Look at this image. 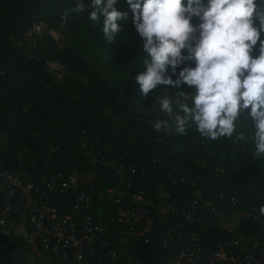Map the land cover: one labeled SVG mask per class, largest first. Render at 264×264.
<instances>
[{
	"label": "trees",
	"instance_id": "16d2710c",
	"mask_svg": "<svg viewBox=\"0 0 264 264\" xmlns=\"http://www.w3.org/2000/svg\"><path fill=\"white\" fill-rule=\"evenodd\" d=\"M78 2L0 0V165L17 172L21 162L34 163L38 168L35 172L59 174L63 178L75 175L85 180L91 171V157L84 155L77 135L86 131L93 143L92 157L133 160L140 168L137 178L142 180L138 188L129 190L119 182L113 170L92 182L94 209L98 199L104 226L125 232L117 224L116 208H112V212L108 210V202L115 200L118 193L132 194L140 189L152 203L151 233L165 229L169 218L166 207L184 203L194 190L187 183L177 184L168 179L175 168L185 176L204 180L209 189L217 187L216 184L226 188L216 192L228 197V203L219 197L215 199L221 217H207L194 229L201 235L204 248L236 234H243L245 238L264 237L258 220L248 217L253 208L259 211L264 204V160L258 161L256 166L249 165L254 145L247 139L237 140L235 133L232 138L206 140L194 125L187 134L178 135L169 130L172 128L170 120L167 128L157 131L151 125L150 115H142L138 121L129 110L130 103L141 100L151 111L158 92L154 90L145 98L138 91L135 77L126 76L128 72L136 74L143 70L139 60L143 55L142 41L132 26L131 13L124 32L109 44L99 21L89 20L87 11H70ZM83 2L87 6L91 0ZM115 7L119 11L129 8L125 0H118ZM34 23L52 32L67 29L76 36H66V43L59 46L46 31L40 38H30L40 39L30 55L26 33ZM192 23L198 20L193 18ZM47 61L64 66L67 76L62 82L49 69ZM107 68L115 73L109 75ZM246 115L247 112L242 113L240 118ZM238 126L244 127V122H238ZM217 168L230 172L231 178L213 179ZM90 185L62 190L61 185L56 184V190L48 194L49 204L56 207L62 217L70 216L75 212L79 195L83 191L87 193ZM244 186L250 190L246 191ZM109 190L112 194H108ZM232 197L239 201L236 205L230 203ZM238 214H242V218L236 233L230 234L220 227ZM94 216L100 221L95 211ZM20 223L29 228V221L20 217L11 224ZM11 224L0 226V232H4L0 234L3 264H71L44 251L41 243L28 244L26 237L14 234ZM145 240V236H132L125 250L108 264H131L133 257L145 248ZM9 252L18 254V259L7 258Z\"/></svg>",
	"mask_w": 264,
	"mask_h": 264
},
{
	"label": "clouds",
	"instance_id": "9594fccd",
	"mask_svg": "<svg viewBox=\"0 0 264 264\" xmlns=\"http://www.w3.org/2000/svg\"><path fill=\"white\" fill-rule=\"evenodd\" d=\"M117 2L91 0L86 6L79 0L70 11H87L89 20L99 21L109 44L124 32L131 13L143 53L134 81L145 98L159 92L154 101L168 115L169 130L185 135L194 125L212 141L234 133L244 140L247 134L254 155L264 157V0H125L127 11L117 10ZM185 86L190 93L166 90ZM240 121L247 133L237 132ZM161 127L155 124L157 131ZM259 214L264 216V204Z\"/></svg>",
	"mask_w": 264,
	"mask_h": 264
},
{
	"label": "built area",
	"instance_id": "2783aa9c",
	"mask_svg": "<svg viewBox=\"0 0 264 264\" xmlns=\"http://www.w3.org/2000/svg\"><path fill=\"white\" fill-rule=\"evenodd\" d=\"M45 32L42 24L34 23L28 36L40 38ZM46 64L56 75L64 69L59 62L47 61ZM77 138L83 145L84 155L91 157V171L85 180L75 175L63 178L59 174L35 172L38 168L34 163L21 162L17 172L0 165V226L11 224L20 217L29 221L26 234L28 244L41 243L44 251L58 255L61 261L71 264H108L122 253L119 252L121 242L117 234L110 233L108 227L94 216L92 182L99 175L113 170L119 182L129 190L138 188L142 180L137 178L140 168L133 160L92 157L93 143L86 131ZM231 176L230 172L217 168L212 178ZM168 179L177 184L187 183L194 190L184 203L166 207L169 218L163 230L151 233L152 203L142 190L138 189L132 194L118 193L115 200L108 202V210L112 212L116 208L117 224L126 233L146 237L145 248L133 257L131 264H264V237L245 238L243 234H236L229 240H221L213 247L204 248L201 235L194 230L207 217H221L215 199L219 197L228 203V197L216 194L219 188L226 189L224 185L216 184L217 187L209 189L204 180H195L192 175L185 176L175 168ZM90 183L89 191L79 195L74 214L62 217L59 210L49 204L48 194L56 190V184L61 185L62 190H69L78 185L87 187ZM111 193L112 190H109L108 194ZM238 202L235 197L230 200L233 205ZM238 215L241 220L242 214ZM248 217L258 220L264 231V217H261L258 208H253ZM231 220L222 228L234 234L240 221L234 224ZM7 258L17 260L18 254L9 252ZM0 264L3 262L0 261Z\"/></svg>",
	"mask_w": 264,
	"mask_h": 264
},
{
	"label": "rangeland",
	"instance_id": "374dc122",
	"mask_svg": "<svg viewBox=\"0 0 264 264\" xmlns=\"http://www.w3.org/2000/svg\"><path fill=\"white\" fill-rule=\"evenodd\" d=\"M44 26V25H43ZM45 28V27H44ZM46 31L53 35L54 33L57 34L58 36V41L57 44L59 46H62L64 43H66L67 41V38L66 36H69V37H74L76 35H74L73 33L69 32L67 29H63L62 31L60 32H52V31H49L47 30V28H45ZM26 38L28 39V43H29V47H28V54L31 55V52H33L34 48L36 47V45L38 43H40V39H35V40H30L29 36H28V32L26 33ZM103 69H106V66L103 67ZM109 70L108 74L110 75H113L115 72L112 70V69H108ZM58 80L60 82H62L64 80V78L67 76V74L65 73V68L63 69V71L61 73H58ZM121 76H123V72L121 73ZM126 76H136L135 73H131V72H128L126 73ZM173 79H175V77H173ZM170 94H174L176 91H184L186 94L187 93H190L191 89L187 88L186 86L183 87L182 89H172V88H167L166 89ZM155 95H159V92L156 93ZM154 95V97H155ZM130 112L134 115V117L137 118L138 121H140V117H142V115H150L153 120L151 121V125H153L155 127V124L157 122H161L162 124V127H165L164 125V121H169V117L166 113L164 112H161L159 110V107H158V104L154 101V104H153V107H152V110L150 111L149 109H147L144 105H143V102L141 100H134L130 103V108H129ZM245 132L247 133V129L245 127H240L238 126V130L237 132ZM247 139L248 142L252 143L251 140L248 138L247 134L245 136V140ZM4 141H8L6 138H4ZM21 154V153H20ZM261 160H264V157H256L254 155V149L252 151V155L250 156V159H249V165L250 166H256L257 165V162L258 161H261ZM246 191H249L250 188L246 186L245 188ZM240 221V216H235L232 218L231 220V223H234V224H238V222ZM220 227H225V225L222 223V225H220ZM230 231H231V228H229Z\"/></svg>",
	"mask_w": 264,
	"mask_h": 264
},
{
	"label": "crops",
	"instance_id": "0c3cea01",
	"mask_svg": "<svg viewBox=\"0 0 264 264\" xmlns=\"http://www.w3.org/2000/svg\"><path fill=\"white\" fill-rule=\"evenodd\" d=\"M112 194V193H111ZM102 199V197H101ZM99 206V201L98 199L96 200V203H95V213H97L100 217V222H105L104 220V217L103 215L101 214V211L99 210L98 208ZM103 220V221H102ZM108 227V230L110 233H113V234H117L120 238V242H121V245L119 247V252H123L127 246V244L129 243L130 239L132 238L131 235H129L128 233L124 232V231H121V232H117L116 230L112 229L110 226H107ZM10 228L14 229V234L17 235V236H21V237H26V234H27V226L25 223H20L19 225L15 226L14 224H11L10 225ZM1 233H4V232H0ZM9 234V233H8ZM7 232H5V235H8Z\"/></svg>",
	"mask_w": 264,
	"mask_h": 264
},
{
	"label": "water",
	"instance_id": "95a60500",
	"mask_svg": "<svg viewBox=\"0 0 264 264\" xmlns=\"http://www.w3.org/2000/svg\"><path fill=\"white\" fill-rule=\"evenodd\" d=\"M52 36H53V38H54L55 41H58V36H57V34L54 33Z\"/></svg>",
	"mask_w": 264,
	"mask_h": 264
}]
</instances>
